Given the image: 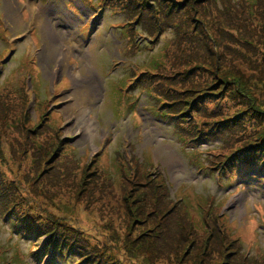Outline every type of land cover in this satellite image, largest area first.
<instances>
[{
    "label": "rangeland",
    "instance_id": "obj_1",
    "mask_svg": "<svg viewBox=\"0 0 264 264\" xmlns=\"http://www.w3.org/2000/svg\"><path fill=\"white\" fill-rule=\"evenodd\" d=\"M88 1L0 0V264H224L236 259L232 247L264 264V32L246 54L253 68L222 65L249 94L211 91L208 64L189 71L191 57L214 62L208 47L227 17L248 18L246 35L264 25V0ZM148 14L159 50L143 47L156 35ZM164 44L168 82L137 78ZM153 165L165 201H179V216L161 220L174 234L194 221L200 246L183 236L168 251L158 212L133 210L130 198L155 191ZM134 173L143 184L129 195L121 179ZM215 224L227 236L208 245L203 233H220Z\"/></svg>",
    "mask_w": 264,
    "mask_h": 264
},
{
    "label": "trees",
    "instance_id": "obj_2",
    "mask_svg": "<svg viewBox=\"0 0 264 264\" xmlns=\"http://www.w3.org/2000/svg\"><path fill=\"white\" fill-rule=\"evenodd\" d=\"M156 2H159V0H150V4L151 3H156ZM146 3L148 4V2H146ZM165 8H167V13H169L174 8V3L172 2L169 7L163 6V9H165ZM124 11L125 10H123V12ZM218 17H219V15L216 17V21L218 20ZM149 18L152 19V20H150V24H151L152 27H155L156 35L154 37L147 36V37H149L151 39L152 43H145L144 46H143L145 48H147L149 46L150 47H154L157 44V41L159 40V35H160V33H159L160 29L158 31V28H157L156 24L154 23L153 16L149 15ZM227 18H228V20H227L228 22L227 23H226V19H224L225 22L223 21L220 24V27L223 29L224 33H222L218 29L215 38L210 41V45L208 47V50L214 56V62H211L209 64L208 61L204 57H200L199 55H197L196 57H191L192 60L189 61V64L192 65V66L190 67L189 71H191L192 69H195V68H198V69L201 70L205 66L204 64H208V67L210 69L216 70L215 72H217L216 80H217L218 84L217 85L216 84L212 85L213 90H211V91L217 92V91H220V90H223V89L226 88L228 90V92L231 91L230 93H232V92L241 93L242 92L244 94H249V93H247L246 89L245 90H243V89L240 90L241 89L240 87L245 88V85L241 84V81L239 80L238 76L235 75L232 72V70L229 69L227 74L224 75V70L222 69V65L225 64V62H226L225 59H226V60L229 61V64L233 68L237 67L236 64L238 62L243 63L245 65H247V63H250L251 66H249V67L253 68L255 60H252L251 58H249L250 56L247 59L248 55L246 56V54L248 52H254L253 48L252 49L250 48V47H252V45H251L252 41L251 40L254 39V35H257V34L260 35V33L264 32V25L261 26L259 24H255L256 29L246 35L244 33L245 28L247 26L253 25L252 23H250L248 21V18H238L237 16L227 17ZM159 21H160V18H157V22H159ZM234 32H237L239 34V36L235 37L234 36ZM190 35H192L193 38H195V31H193V29H192ZM205 37L208 38L207 36H205ZM226 38L228 40L230 39L232 42H234L233 47H228L229 44H228V46L225 45V39ZM149 41L150 40H148V42ZM262 43L264 45V40H262ZM235 45L242 47L244 49L245 53L243 51L237 49L235 47ZM249 45H251V46L249 47ZM135 47L139 48V43H135ZM168 50H169V47H168L167 44L162 45L160 51L156 52V54H155V55H158V57L153 58L152 61L147 64L146 68L143 70L141 75H146V76L150 75V76L156 77L158 81L168 82V76L166 74V71L165 70H161V65H163L164 62H163L162 56H160L161 52L167 53ZM208 50L206 49V52H209ZM263 59H264V55H263ZM234 62H236V64ZM256 65L259 66V63L257 62ZM255 68H257V66H255ZM263 74H264V70H263ZM263 74L261 76L264 78ZM178 75H180V74H178ZM220 75H222V77H220ZM179 84L181 85V88L187 90L188 92H192V90L190 88H188V86H189L188 82L179 81ZM238 84H241V85L238 86ZM136 86H137V83H135L134 87H136ZM155 87L157 89H154ZM149 88H152L154 90V92L156 93V97L157 98H159L157 96V95H159V96L163 97L164 100L165 99L166 100H170V102L173 103V101L166 95V93L164 91V88L159 87L157 85H154L153 87L147 85V86H145L142 89V91L144 89L149 90ZM231 88H233L234 90H231ZM261 88L262 87H259L260 90H261ZM202 93H204V92H202ZM153 94L154 93H152V95ZM197 94L199 95V93H197ZM242 98H243V95H242ZM155 109L158 110V107L155 106ZM202 111H203V113L206 112L207 111V107L202 106ZM239 114L240 113H237L234 116H237ZM210 130H212V129L210 128ZM221 134H223V133L221 132L219 134H216L215 136L218 137V135H221ZM40 148L42 149V146H40ZM132 157H133L132 155L129 156V158H130L129 162L130 163H131V158ZM122 160L124 161L123 157L120 156V162ZM151 168H154V166L150 167V172L146 176L152 178V174H154V173L151 171ZM132 175L133 176H130V178L121 179L122 182H125V189L124 190L128 194H129V192L133 191L136 188V184H143L142 182H138L139 178H136L137 173L136 174L134 173ZM157 176H159V174ZM152 180H154V179L152 178ZM155 181L156 180L151 182L152 186H150L151 188L153 187V189L155 191H150V193H148V190H145V187H146L145 186L142 189V192H140L138 195L135 196V199H133V197L130 198V199H132L130 203L135 204L133 210L136 211L137 214H139L138 210H139V212H142L143 206H148V207L152 208L154 211L158 212V213H151V214H152V217L156 220V222H158V224L161 225V223H162V226L160 227V230L162 228V236L160 237V241L164 242L165 244H168V246H167L168 247V251H170V247H172L171 246L172 240H173V243H176V242L180 241V239H182L183 236H184L183 238L187 240L186 244H188V247H191V246L198 247V246H200V244H199L200 240L197 239L196 236L191 234L192 231H195V229H192V228H194V225H195L194 221H193V223H191L188 220H186V225L188 224L189 226H188L187 229L184 230L185 234L183 233V230H181L180 234H174L175 231L171 227V226H173L172 225L173 221L167 223V222H163L161 220L163 217L171 216L173 218H177L179 216V215L176 214V209H177L176 208V204L179 203V201L176 200L175 205L174 204L170 205L169 201H165V199H167V198H165L163 196V192H159L158 191V188L159 187H163V186L160 185V184H157ZM145 182L147 183V181H145ZM139 190L141 191V189H139ZM6 205H7V201L4 204V207ZM136 205H139L140 209H136L137 208ZM2 206H3V204H0V211H1V213L3 215H5L4 208H3V210H1ZM179 208L181 209V207H179ZM134 211H132V213H134ZM149 220H150V218H149ZM12 221H13V218L11 216L9 218V220H8L9 225H11ZM202 221L205 222L206 224H208L209 222H212V221H210V218L207 215L202 217ZM215 226H218V225L215 224ZM218 227L220 229V233H218L216 229L215 230L212 229V232L211 231H209V232L205 231L203 233L204 234L203 236L206 238V244L209 245V243H216L217 236H219V237H226L227 236L225 232H224V234L221 233V232H223L222 229H221V226H218ZM189 230L191 231V233H189ZM157 236H159V234ZM232 242L237 243L236 241H233V240H232ZM231 246H232V244H231ZM233 249L234 248L232 247V249L230 250V252L228 254V257H230L232 255H236V259H234V261H230L229 263H227L226 262L227 258H225L223 260V262H225L224 264H261L260 260H258V259L256 261L252 260V259H250L248 257H245V255H243L242 253L241 254L237 253ZM141 252L143 254H145L146 256L150 257V254H147L143 249H141ZM145 255H140V257L141 256L143 257ZM136 257H139V256L136 255ZM206 261H207V258H203L201 263L202 264H206Z\"/></svg>",
    "mask_w": 264,
    "mask_h": 264
}]
</instances>
